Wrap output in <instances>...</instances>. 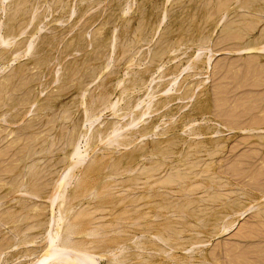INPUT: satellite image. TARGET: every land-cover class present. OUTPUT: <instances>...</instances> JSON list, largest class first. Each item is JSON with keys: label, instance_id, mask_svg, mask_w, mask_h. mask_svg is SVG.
<instances>
[{"label": "rangeland", "instance_id": "1", "mask_svg": "<svg viewBox=\"0 0 264 264\" xmlns=\"http://www.w3.org/2000/svg\"><path fill=\"white\" fill-rule=\"evenodd\" d=\"M15 1L20 0L0 2L2 4H0V90L2 91L0 96L7 95L6 98L0 97V109L2 105H7L5 108L9 107L12 110L11 107L14 106L13 109L17 111L5 112L7 110L5 108L0 110L3 114L7 113L0 114L3 116L0 119V156H3L0 158L2 177V179L0 177V208L2 209L0 210L3 214H0V224L2 222L0 240L7 238V241L1 243L4 245L8 242L9 244L19 242L17 236L13 237L12 233L15 235L13 231L34 228L32 231L41 232V229L48 230L50 226L60 224L53 223L58 219L57 210L59 211L60 208L61 212H65L69 222L74 217L73 214L78 216H75L76 219L79 218L78 223L75 217L73 218L75 220L69 223L63 215L61 219L65 218L66 222L61 220L60 227L76 225V229L73 228L74 233L81 235L74 236L75 239L79 238L76 243L86 244L82 257L83 264H264V53L261 52L264 46V0H22L24 4L22 2L17 4ZM19 4L23 5L22 8ZM245 6L249 9H245ZM13 7L14 10L11 11ZM14 12L21 13L18 15ZM32 16L34 18H31ZM20 28L27 30L24 33L19 32ZM36 38L38 40H35ZM39 39L42 41L40 42ZM28 41L32 43L29 56L24 50L27 45L23 46L25 42L28 44ZM199 43L203 45H198ZM205 44L209 48L205 47ZM126 46L130 48L126 50ZM9 47H12V50H8ZM95 48L102 52L101 55L99 53L98 61L94 55V53L96 56L98 54ZM125 50L128 53L122 54ZM196 50L200 56L196 55ZM193 55H196L194 60H192ZM35 61L39 62L34 63ZM127 61L130 62L129 65ZM142 70H147L144 71L146 74ZM15 71L18 75L24 72L17 77ZM139 71L142 75H139L141 74ZM58 74L60 78L63 75V82ZM5 75L8 76L7 81ZM11 75L15 78H10ZM54 76L55 79L59 78V82ZM133 76L140 78V82H137L139 85L135 88L131 87ZM9 79L14 82L12 87L10 85L13 82L10 80L9 83ZM149 81H152L151 84ZM7 83L10 88L6 87ZM5 87L8 91L10 89L14 91V94L7 92ZM167 87L170 92L164 94L163 88L167 89ZM22 88H24L23 92ZM15 89H21L22 93L18 91V94L22 97ZM144 90H148L151 94ZM101 91L104 94L107 91L106 95L103 94L107 96L106 103L108 102L109 105L117 103L115 114L110 109H105V106H109L108 103L104 106H96L98 101L96 98L103 97ZM144 93L149 95L144 97L146 95ZM12 97L18 98L17 102ZM3 99H6V102L1 103ZM162 101L166 106L153 112L157 105L163 104ZM136 102L143 104L139 103V108L135 109ZM29 103L33 106L31 107ZM29 106L31 108H28ZM49 106H52V110ZM153 106L154 110H152ZM15 107H20L22 112ZM45 107L46 109L49 107V110ZM129 108L133 110L130 111ZM144 108L146 110L143 120L135 127L136 129H133L135 133L132 130H123L121 132L123 138H121L124 141L120 142L121 144L117 141V145L111 143L108 147L106 144L108 139H102L108 125L111 122L124 125L132 120L130 118L135 112L140 114ZM99 110L100 113L97 112ZM8 112L14 119L15 115L20 116L15 121L12 119L10 123L12 116ZM91 112H94V116L99 115L96 116L99 120L94 122L95 125L93 124L90 130L91 142L85 144L86 147L88 146L85 151L87 159H85L81 149L83 146L85 148L83 136L88 129L86 121ZM123 113L126 118H123ZM36 122L38 123L35 124ZM80 125L84 126V130ZM37 127L39 128L36 129ZM70 128L72 132H68ZM81 130L84 131L83 135ZM197 131L198 135H196ZM75 132V136L81 134L80 154L85 160L81 162V166L79 164L80 170L77 167L73 172L71 170V175L68 174L69 168L71 169L69 165L71 159L67 158L71 147L67 148L71 138L74 141ZM57 133L58 135H55ZM59 136L60 138H57ZM99 140H101L100 144H98ZM129 141L135 145L132 146ZM124 143L126 145H123ZM128 143L131 146L127 147ZM113 144L120 148H115ZM49 145L52 146L51 149ZM54 145H57L56 149ZM153 145L157 148L155 149ZM23 146H28L30 151L27 153ZM135 147H139L138 151H140L138 152ZM31 154L32 157L39 156L31 161L34 158L30 157ZM23 156L27 160L22 159ZM22 160H26V164H22L24 163ZM39 163L42 168H44L42 165H45L49 175L45 168L39 170L41 169L38 168ZM20 166L24 168L23 171H20ZM34 168L38 173L41 171L39 176L34 174L35 179L27 175L30 170L33 174ZM45 173L48 179L43 183L41 180L45 178ZM18 176L21 181L18 183L19 186L23 184L26 189L31 188L30 185L33 183L32 188H35V180L41 181V185L38 182L37 188L41 187L42 190L35 188L39 192L34 197L29 196L31 201L25 196L28 194L21 193V196L18 194L20 188L19 186H17L18 190L15 188V182L17 180L19 182V178L13 182ZM64 176L66 178L64 184L69 183L64 186V190L68 191L65 190L66 193L63 191L60 202H56V204L59 202V205L55 203L50 205L49 196L54 187L52 185H55L54 183L60 178L63 180ZM4 181L10 185L8 186ZM184 186L191 191H185ZM5 190L10 193L7 194ZM74 190L77 192L74 193ZM45 195L48 197L46 198ZM26 201L30 205L26 204ZM20 204L22 209L19 208ZM23 204L28 207L24 208ZM55 206L58 207L57 210ZM72 206L74 207L72 212H75L73 214L70 209L73 208ZM67 210H70L69 215ZM21 211L22 213H19ZM81 212L89 215L79 216L82 215ZM119 212L122 214L121 217L125 218H121ZM7 217H10V220ZM13 217L15 219L12 220ZM81 217L83 220L80 219ZM115 217L122 225H119ZM50 218L51 223H49ZM123 219L124 221H121ZM26 223L30 225L24 226ZM44 223H49V227L47 224L43 225ZM52 227L51 230L55 229ZM168 228L170 230H167ZM221 228H226L225 233L223 230L220 231ZM97 231L103 234L99 235ZM117 233L119 236L116 237ZM165 233L169 235L166 236ZM158 234L163 240L157 236ZM90 235L91 237L87 238ZM12 237L15 241H12ZM109 238L113 239V244H110L112 240ZM116 238L121 244L115 242ZM104 240L111 241L104 243L106 248L103 247ZM34 242L39 243L41 239H36ZM117 243L127 248L120 247ZM192 244L194 247L191 246ZM31 245L34 247L36 244ZM24 246L19 245L15 247L17 249L11 247L5 250L4 252L9 254L2 253L0 264H23L26 259L24 255L21 256L26 248ZM92 246L97 248L94 249ZM154 246L161 248L157 249ZM13 248L15 251L11 250ZM112 250L116 251L111 252ZM116 252L120 256L116 255ZM120 252L124 253L120 254ZM111 254L116 256L112 257ZM120 257L125 258L117 263L115 260H122Z\"/></svg>", "mask_w": 264, "mask_h": 264}, {"label": "bare ground", "instance_id": "2", "mask_svg": "<svg viewBox=\"0 0 264 264\" xmlns=\"http://www.w3.org/2000/svg\"><path fill=\"white\" fill-rule=\"evenodd\" d=\"M0 2H1V0H0ZM15 2H16V1H15ZM19 2H22V3H23L22 0H20ZM19 2L17 1L16 3L18 4ZM27 3H29V2H27ZM27 3H26V4H27ZM220 3H221V2H220ZM0 4H1V3H0ZM23 4H24V3H23ZM1 5H2V4H1ZM14 5H15V4H14ZM19 5L21 6V4H19ZM19 5H18V7H19ZM8 6H9V5H8ZM22 6H23V5H22ZM22 6H21V8H22ZM24 6L26 7L27 5H24ZM6 7H7V6H6ZM14 7H15V6H14ZM14 7H13V9L10 8L11 11L14 10ZM245 7H246V6H245ZM15 8H16V7H15ZM5 9H6V8H5ZM10 9H8V10H10ZM241 9H243V7H241ZM245 9H249V8L246 7ZM15 10H16V9H15ZM21 10H22V9H21ZM25 10H26V9H25ZM19 11H20V10H19ZM26 11H28V9H27ZM26 11H24V13H26ZM29 11H30V10H29ZM29 11H28V12H29ZM245 11H246V10H245ZM4 12H5V11H4ZM22 12H23V10H22ZM33 12H34V11H33ZM5 13H6V12H5ZM8 13H9V11H8ZM8 13H7V14H8ZM14 13H17V12H14ZM14 13H13V14H14ZM20 13H21V12H20ZM20 13H19V14H20ZM70 13H71V12H70ZM17 14H18V13H17ZM19 14H18V15H19ZM33 14H34V15H33ZM33 14H32V15L35 16V13H33ZM15 15H16V14H15ZM36 15H37V14H36ZM5 16H6V15H5ZM11 16H12V14H11ZM33 16H32L31 18H34ZM37 17H38V15H37ZM37 17H36V19H37ZM8 18H9V17H8ZM29 20L31 21V19H29ZM37 20H38V19H37ZM37 20H35V22H37ZM38 21H39V20H38ZM32 22H33V19H32ZM32 22H30V23L32 24ZM35 22H34V23H35ZM34 23H33V24H34ZM28 24H29V23H28ZM28 24H27V25H28ZM38 24H40V22H39ZM29 25H30V24H29ZM29 25H28V27H29ZM35 25H36V23H35ZM30 26H31V25H30ZM24 27H25V26H24ZM26 27H27V26H26ZM21 28H22V27H21ZM21 28H20V29H21ZM37 28H38V26H37ZM239 29H240V28H239ZM26 30H27V29H26ZM26 30H25V28H23V29H21L19 32H22V31H23V33H24ZM38 30H39V29H38ZM230 30H231V29H230ZM36 32H37V31H36ZM38 32H39V31H38ZM37 34H38V33H37ZM87 35H88V34H87ZM3 36H4V34H3ZM38 36H39V35H38ZM0 37H1V35H0ZM4 38H5V40H6V37H4ZM31 38H32V36H30V39H31ZM33 38H34V37H33ZM140 38H141V36H140ZM1 39H2V38H1ZM26 40H27V39H26ZM32 40H34V39H32ZM35 40H38V38H36ZM139 40H140V39H139ZM39 41H40V39H39ZM41 41H42V40H41ZM41 41H40V42H41ZM96 41H97V39H96ZM198 41H199V40H198ZM198 41H197L196 43H198ZM203 41H205V40H202V42H203ZM206 41H207V40H206ZM34 42H35V41H33V44H34ZM40 42H39V43H40ZM200 42H201V39H200ZM25 43H26V44H25ZM25 43H24L23 46H25V45H27V46L24 47V50H25V52L27 53L26 55L29 56L28 53L31 51L32 43H31V41H30V42L28 41V44H27V42H25ZM204 43H205V42H204ZM200 44H201V43H199L198 45H200ZM110 45H111V44H110ZM201 45H203V44H201ZM14 46L17 47V45H14ZM14 46H13V49H15ZM23 46H22V47H23ZM38 46L40 47V45H38ZM74 46H75V45H74ZM206 46H207V45L205 44V47H206ZM260 46H261V45H260ZM262 46H263V45H262ZM5 47H6V46H5ZM5 47H4V48H5ZM19 47H20V46H19ZM34 47H35V46H34ZM39 47L37 48V50L39 49ZM94 47H95V46H94ZM94 47H93V49H94ZM198 47H199V46H198ZM205 47H204V48H205ZM256 47H257V46H256ZM6 48H7V47H6ZM6 48H5V49H6ZM11 48H12V47H11ZM11 48L9 47L8 50H10ZM25 48H26V49H25ZM121 48H122V47H121ZM128 48H130V47H128ZM128 48H127V46H126V50H127ZM200 48H202V46H201ZM207 48H209V47L207 46ZM249 48H250V47H249ZM16 49H18V48H16ZM95 49H96V48H95ZM111 49H112V48H111ZM122 49H123V48H122ZM247 49H248V48H247ZM250 49H251V48H250ZM260 49H261V48H260ZM6 50H7V49H6ZM11 50H12V49H11ZM34 50H36V49H34ZM96 50L98 51L99 49L97 48ZM96 50H95V51H96ZM126 50H125V52H122V51H121L122 54H123V53H128V51L126 52ZM198 50H199V48H198ZM20 51H21V50H20ZM97 51H96V53H97ZM123 51H124V50H123ZM160 51H161V50H160ZM172 51H173V50H172ZM196 51H197V50H196ZM258 51H259V50H258ZM25 52H22V54H23V53L25 54ZM93 52H94V51H93ZM121 52H120V53H121ZM129 52H130V51H129ZM261 52L264 53V46H263V48L261 49ZM17 53H18V51H17ZM36 53H37V52H36ZM36 53H35V55H36ZM99 53H100V52L98 51L97 56H96V54L94 53L95 57H97V61L99 60V59H98V57H99ZM101 53H102V52H101ZM101 53H100V55H101ZM108 53H109V52H108ZM195 53H196V52H195ZM195 53H194V54H195ZM15 54H16V52H15ZM30 54H31V53H30ZM32 54H33V53H32ZM200 54H201V53H200ZM19 55H20V54H19ZM124 55H126V54H124ZM196 55H199L198 51H197V54H196ZM196 55H195V56L193 55L192 60H194V58H196ZM20 56H21V55H20ZM120 56H121V55H120ZM120 56H119V57H120ZM199 56H200V55H199ZM26 57H27V56H26ZM32 57H33V56H32ZM102 57L104 58V56H102ZM122 57H123V56H122ZM124 57H125V56H124ZM19 58H20V57H19ZM24 58H25V56H24ZM93 58H94V57H93ZM198 58H199V57L197 56V59H198ZM130 59H131V58H130ZM132 59H133V58H132ZM91 60H93V59H91ZM94 60H96V58H94ZM102 60H103V59H102ZM106 60H107V59H106ZM124 60H125V59H124ZM188 60H189V59H188ZM205 60H206V59H205ZM209 60H210V59H209ZM41 61H42V60H40V63H41ZM108 61H110V58H109ZM130 61H132V60H130ZM197 61H198V60H197ZM206 61L208 62V60H206ZM206 61H205V62H206ZM38 62H39V61H35L34 63H38ZM106 62H107V61H106ZM127 62H129V61H127ZM140 62H141V61H140ZM207 62H206V63H207ZM40 63H39V65H40ZM50 63H51V62H50ZM132 63H133V62H132ZM188 63H189V62H188ZM104 64H105V63H104ZM125 64H126V63H125ZM129 64H130V62L128 63V65H129ZM162 65H163V64H162ZM191 65H192V64H191ZM106 66H107V65H106ZM132 67H133V66H132ZM129 68H130V67H129ZM186 68H187V67H186ZM206 68H207V67H206ZM125 69H126V68H125ZM127 69H128V68H127ZM156 69H157V68H156ZM180 69H181V68H180ZM218 69H219V68H218ZM222 69H223V68H222ZM131 70H132V69H131ZM157 70H158V69H157ZM159 70H160V69H159ZM187 70H189V69H187ZM231 70H232V69H231ZM16 71H17V70H16ZM16 71H15V72H16ZM125 71H126V70H125ZM125 71H124V72H125ZM142 71H143V70H142ZM144 71L147 72V70H144ZM144 71H143V73H144ZM199 71H200V70H199ZM15 72H14V74L16 75L17 72H16V73H15ZM19 72H20V71H19ZM22 72H24V71H22ZM22 72H20V73H22ZM88 72H89V71H88ZM10 73H11V72H10ZM10 73H9V74H10ZM12 73H13V72H12ZM12 73H11V74H12ZM20 73H19V75H21ZM139 73H141V72L139 71ZM139 73H138V74H139ZM179 73H180V72H179ZM14 74H13V75H14ZM23 74H24V73H23ZM144 74H146V73H144ZM7 75H8V74H7ZM19 75L17 74V77H19ZM25 75H26V74H25ZM39 75H41V74H39ZM60 75H61V74H60ZM126 75H127V74H126ZM136 75H137V73H136ZM136 75H134V76H136ZM139 75H142V73L139 74ZM139 75H138V76H139ZM8 76H9V75H8ZM8 76L5 75V77H4V76H3V77L6 78V77H8ZM22 76H23V75H22ZM34 76H35V75H34ZM56 76H57V74H56ZM134 76H133L132 86H131V87H134V88H135V87H137V86L139 85V84L137 85V82H140V78H139L140 76H139V77L137 76L138 78H134ZM3 77H2V78H3ZM23 77H25V76H23ZM26 77H27V76H26ZM38 77H39V76H38ZM38 77H37V78H38ZM58 77H59V74H58ZM62 77H63V75H62ZM62 77H61V78L59 77L60 80L62 79ZM65 77H66V76H65ZM75 77H76V75H75ZM80 77H81V76H80ZM82 77H83V76H82ZM131 77H132V76H131ZM10 78H12V75L10 76ZM14 78H15V77H13L12 79H14ZM59 78H58V79H59ZM63 78H64V77H63ZM12 79H9V83H10V80L13 82ZM16 79H17V78H16ZM16 79H15V80H16ZM18 79H19V78H18ZM20 79H22V78H20ZM25 79H26V78H25ZM39 79H40V78H39ZM54 79H55V76H54ZM56 79H57V78H56ZM56 79H55V80H56ZM58 79H57V80H58ZM70 79H71V78H70ZM72 79H74V77H73ZM138 79H139V80H138ZM141 79H142V77H141ZM221 79H222V78H221ZM1 80H2V79H1ZM55 80H54V81H55ZM80 80H82V79H80ZM84 80H85V79H84ZM152 80H153V79H152ZM155 80H156V79H155ZM6 81H7V78H6ZM63 81H64V79H62V82H63ZM82 81H83V80H82ZM85 81H86V80H85ZM129 81H130V80H129ZM153 81H154V80H153ZM175 81H176V80H175ZM55 82H56V81H55ZM58 82H59V80H58ZM83 82H84V81H83ZM121 82H122V81H121ZM141 82H142V81H141ZM150 82H152V81H149V83H150ZM236 82H237V81H236ZM9 83H7L8 85L6 84V87L9 86ZM142 83H143V82H142ZM173 83H174V82H172V85H173ZM221 83H222V82H221ZM1 84H2V83H1ZM13 84H14V82H13L10 86L12 87ZM29 84H30V83H29ZM59 84H60V83H59ZM80 84H81V83H80ZM83 84H84V83H83ZM150 84H151V83H150ZM168 84H169V83H168ZM170 84H171V83H170ZM223 84H224V83H223ZM227 84H228V83H227ZM3 85H4V84H3ZM26 85H28V84L26 83ZM26 85H25V86H26ZM136 85H137V86H136ZM147 85H148V84H147ZM199 85H200V84H199ZM0 86H1V85H0ZM10 86H9V88H10ZM44 86H45V85H44ZM118 86H119V83H118ZM118 86H117V87H118ZM148 86H150V85H148ZM148 86H147V87H148ZM157 86H158V85H157ZM182 86H183V85H182ZM6 87H5V89H6ZM129 87H130V86H129ZM165 87H166V86H165ZM168 87H169V86H168ZM168 87H167V89H168ZM195 87H196V86H195ZM225 87H226V86H225ZM16 88H17V87H16ZM134 88H133V89H134ZM197 88H198V87H197ZM220 88H221V87H220ZM22 89H23V90H22V92H23V91H24V88H22ZM133 89H132V90H133ZM147 89H148V88H147ZM165 89H166V88H165ZM165 89L163 88V91H162V92H164V94H165V92H167V93L170 92V91H169L170 89H168V91H166L167 89H166V90H165ZM195 89H196V88H195ZM2 90H3V89H2ZM6 90H7V89H6ZM6 90H4V91H6ZM16 90H17V89H15V91H16ZM123 90H124V89L122 88V93H123ZM134 90H135V89H134ZM137 90H138V88H137ZM148 90H149V89H148ZM148 90H147V91L144 90V91H145V92H149ZM153 90H154V89H153ZM153 90H152V94H153ZM0 91H1V90H0ZM9 91H10V93H11V92H12V93L14 92V91H11V89H10ZM9 91L7 90V92H9ZM18 91H20V93H22V92H21V89H19V90L16 91L17 94L19 93ZM103 91H104V90H103ZM130 91H131V90H130ZM1 92H2V91H1ZM101 92H102V91H101ZM106 92H107V91H106ZM106 92H105V94H104V92H102V93H101L102 95H101V94H99V95H101V97H102L103 94L106 95ZM125 92H126V91H125ZM125 92H124V94H125ZM177 92H178V90H177ZM3 93H4V92H3ZM3 93H2V94H3ZM12 93H11V94H12ZM32 93H33V92H32ZM81 93H82V92H81ZM99 93H100V92H99ZM122 93H121V95H122ZM149 93H150V92H149ZM149 93H144V95L146 94L144 97L148 96ZM172 93H173V92H172ZM174 93H175V92H174ZM178 93H179V92H178ZM178 93H177V95H178ZM228 93H229V92H228ZM8 94H9V93H8ZM13 94H14V93H13ZM13 94H12V95H13ZM24 94H25V93H24ZM107 94H108V93H107ZM124 94H123V95H124ZM147 94H148V95H147ZM150 94H151V93H150ZM160 94H161V92H160ZM0 95H1V94H0ZM3 95H4V96H2V97L6 98L5 96H7V95H5V94H3ZM18 95H20V94H18ZM121 95H120V96H121ZM177 95H176V99H177V97H178ZM9 96H11V95L9 94ZM20 96H21V95H20ZM23 96H25V95H23ZM27 96H28V95H27ZM31 96H32V95H31ZM166 96H167V95H166ZM179 96H180V95H179ZM0 97H1V96H0ZM2 97H1V98H2ZM21 97H22V96H21ZM126 97H127V96H126ZM180 97H181V96H180ZM225 97H226V96H225ZM227 97H228V96H227ZM1 98H0V99H1ZM12 98H13V97H12ZM14 98H15V97H14ZM14 98H13V99H14ZM19 98H20V97H19ZM31 98H32V97H30V99H31ZM89 98H90V97H89ZM91 98H92V96H91ZM99 98H100V96H99ZM99 98H96V99H98V101H97V103H96V106H104L105 104L108 103V102L106 103V101H107V100H106V99H107V96H103L102 99H101V98L99 99ZM164 98H165V97H164ZM81 99H82V97H81ZM96 99H94V100H96ZM118 99L120 100V98H118ZM121 99H122V98H121ZM170 99H171V98H170ZM5 100H6V99H5ZM5 100L3 99L1 103L6 102ZM7 100H8V99H7ZM16 100H18V98H17V99L15 98V102H17ZM23 100H24V99H23ZM94 100H93V101H94ZM108 100H109V99H108ZM133 100H134V99H133ZM150 100H152V99H150ZM150 100H149V101H150ZM139 101H141V99H140ZM142 101H143V98H142ZM149 101H148V103H149V105H150V102H149ZM178 101H179V100H178ZM9 102H10V100H9ZM27 102H28V101H27ZM31 102H32V101H31ZM79 102H80V101H79ZM84 102H85V101H84ZM90 102H91V101H90ZM117 102H119V101L117 100ZM137 102H138V101H137ZM137 102L134 104V105H135V106H134L135 109L139 108V106H140L139 103H140V104H143V102H139V103H137ZM164 102H166V101H164ZM45 103H47V102H45ZM85 103H86V102H85ZM119 103H121V102H119ZM132 103H133V102H132ZM148 103H147L146 105H148ZM162 103H163V101H162ZM169 103H170V102H169ZM169 103H167V104H169ZM4 104H5V103H4ZM7 104H8V102H7ZM29 104H31V103H29ZM29 104H28V105H29ZM49 104H50V103H49ZM86 104H87V103H86ZM91 104H92V103H91ZM99 104H100V105H99ZM128 104L131 105L130 103H126V105H128ZM136 104H137V105H136ZM8 105H9V104H8ZM83 105H85V104H82V106H83ZM108 105H109V103H108ZM149 105H148V107H149ZM156 105H157V104H156ZM156 105H154V106H156ZM239 105H240V104H239ZM5 106H7V105H5ZM5 106L2 105V108L4 109ZM26 106H27V105H26ZM26 106H23V107H26ZM32 106H33V104H31V107H32ZM47 106H48V105H47ZM82 106H81V107H82ZM86 106H87V105H86ZM154 106L152 107V110L155 109ZM164 106H166L165 103L157 105V106H156V109H155L153 112H157V111L161 110ZM0 107H1V106H0ZM10 107H11V106H10ZM17 107H18V106H17ZM20 107H21V106H20ZM20 107H19V108H16V107H15V108L19 111V110H21ZM23 107H22V108H23ZM31 107L29 106L28 108H31ZM49 107H50V106H49ZM49 107H48V109H46L47 107H45V109H46V110H49ZM51 107H52V106H51ZM51 107H50V109H51ZM84 107H85V106H84ZM84 107H83V110H84ZM116 107H117V103H114V104H110L108 107L105 106V109H106V108H107V109H110L111 112H113V113L115 114L114 111H115ZM118 107H119V106H118ZM148 107L145 106V108H148ZM247 107H248V106H247ZM2 108H1V109H2ZM11 108H12V110H15V109H13L14 106L11 107ZM87 108H88V107H87ZM97 108H98V107H97ZM145 108H144V110L142 109L143 111H142V113H140V114H139V113L136 114L137 112L134 111V112H135V113H134V116H131V118H130V119H132V120H130V122L127 121L128 123H126V124H124V125H120V124H118V123H112V122H111V124L108 123L109 125H108V127L106 128V130L104 131L105 133L102 135V139H105V140L108 139V141L106 142V144L108 145V147L110 146L109 144H111V143L116 144V143H118V142L120 143V142H123V141H124V139H122V138H123V137H122L123 134H122V136H121V132H123V130H124V131H128V130L130 131V130H132V131L134 132L133 129H134V128H135V127H136V126H137V125L143 120L144 111L146 110ZM149 108H150V107H149ZM230 108H231V107H230ZM232 108H233V107H232ZM1 109H0V110H1ZM5 109H7V110H5ZM5 109H4L5 112L8 111V110H11L9 107H6ZM26 109H27V108H26ZM26 109H25V110H26ZM45 109H42V110H45ZM129 109H130V108H129ZM224 109H225V108H224ZM12 110H11V111H12ZM23 110H24V109H23ZM27 110H30V109H27ZM51 110H52V109H51ZM97 110H98V109H97ZM101 110H103V109H101ZM101 110H99V111H97V112L100 113ZM124 110H125V109H124ZM132 110H133V109L131 108L130 111H132ZM15 111H16V110H15ZM30 111H31V110H30ZM38 111H40V110H38ZM127 111H128V109H127ZM136 111H137V110H136ZM219 111H220V110H219ZM219 111H218V112H219ZM2 112H3V111H2ZM16 112H17V111H16ZM16 112H15V113H16ZM21 112H22V110H21ZM84 112H85V111H84ZM84 112H83V113H84ZM111 112H110V113H111ZM121 112H122V111H121ZM140 112H141V111H140ZM8 113L10 114V116H12L11 121L8 120V121H10V123H12V119L15 121V119H16L17 117L20 116V115L16 116V115L14 114L15 117H16V118L14 119L13 115H11L10 112H8ZM26 113H27V112H26ZM28 113H29V111H28ZM63 113L65 114V113H67V112H63ZM93 113H94V112H91V113H90V115H89L88 118H87V121H86V119H85L84 116L82 117V118H84L85 121L87 122L86 124H88V129L85 130L86 133H84V131H83V130H84V129H83L84 126L82 125V126H83V127H82V126L80 125V126L82 127L81 129H83V130H81V134L84 133V136H83L84 139H83V141H84V140H85V141H84V143L82 142L84 145H85L86 143H88V142L91 140V138H89V135L91 134V131H90V130H92V125L94 124V122H96V121L99 120V117H98V118L96 117V116H99V115L96 114V116H94ZM113 113H112V114H113ZM0 114H3V113L0 112ZM4 114H5V113H4ZM4 114H3V115H4ZM6 114H7V113H6ZM6 114H5V115H6ZM84 114H85V113H84ZM114 114H113V115H114ZM131 114H133V113H131ZM229 114H230V113H229ZM123 115H124V113H123ZM123 115H122V116H123ZM220 115H221V114H220ZM10 116H9V117H10ZM92 116H93L94 118H95V117H96V118L94 119ZM122 116H120V117H122ZM225 116H226V113H225ZM1 117L3 118L2 115L0 116V119H2ZM68 117H69V116H68ZM115 117H116V116H115ZM124 117H125V115L123 116V118H124ZM128 117H129V116H128ZM22 118H23V117H22ZM39 118H40V116H39ZM92 118L94 119V121H93ZM125 118H126V117H125ZM235 118H236V117H235ZM60 119H63V118L60 117ZM84 119H83V120H84ZM97 119H98V120H97ZM116 119H118V118H116ZM232 119H233V118H232ZM57 120H58V119H57ZM83 120H81V121H83ZM222 120H223V119H222ZM230 120H231V119H230ZM5 121H6V120H5ZM120 121H121V120H120ZM236 121H237V120H236ZM1 122H3V121L1 120ZM118 122H119V121H118ZM226 122H227V121H226ZM37 123H38V122H36L35 124H37ZM69 123H71V122H69ZM232 123H233V122H232ZM2 124H3V123H2ZM81 124H84V123L81 122ZM122 124H123V123H122ZM0 125H1V124H0ZM32 125H33V124H32ZM41 125H42V124H41ZM74 125H75V124H74ZM94 125H95V124H94ZM100 125H102V124H100ZM229 125H230V124H229ZM97 126L99 127V125H97ZM39 127H40V126H39ZM39 127H37L36 129H38ZM78 127H79V126H78ZM104 127H105V126H104ZM259 127H260V126H259ZM0 128H1V126H0ZM2 128H3V127H2ZM22 128H24V127H22ZM74 128H75V126H74ZM79 128H80V127H79ZM85 128H87V127H85ZM231 128H232V127H231ZM236 128H237V127H236ZM239 128H240V127H239ZM62 129H63V128H62ZM103 129H104V128H103ZM103 129H101V130H103ZM135 129H136V128H135ZM142 129H143V128H142ZM145 129H146V128H145ZM153 129H154V128H153ZM153 129H152V131H154ZM16 130H19V129H16ZM27 130L29 131L30 129H27ZM32 130H34V129H32ZM78 130H79V129H78ZM96 130H97V129H96ZM155 130H156V129H155ZM262 130H263V129H262ZM28 131H24V132H27V133H28ZM30 131H31V130H30ZM69 131H71V128L68 129V132H69ZM97 131H99V130H97ZM194 131H195V130H194ZM4 132H6V130H5ZM16 132H17V131H16ZM65 132H67V131L65 130ZM65 132H64V134L66 135ZM68 132H67V133H68ZM71 132H72V131H71ZM19 133H20V132H19ZM22 133H23V132H21V134H22ZM27 133H25V134H27ZM124 133H126V132H124ZM128 133H129V132H128ZM131 133H132V132H131ZM134 133H135V132H134ZM134 133H132V134H134ZM192 133H193V132H192ZM192 133H191V134H192ZM195 133H196V132H195ZM195 133H194V135H195ZM198 133H199V132L197 131L196 135H198ZM0 134H1V133H0ZM64 134H62V137H63ZM79 134H80V133H79ZM81 134H80V135H81ZM129 134H130V133H129ZM129 134H127V135H129ZM142 134H144V132H143ZM156 134H157V133H156ZM9 135H10V133L8 134V136H9ZM28 135H29V134H28ZM55 135H58V133L55 134ZM71 135H72V134H71ZM75 135H76V132L74 133V141H72V138H71V140H70L69 147H68L67 145H65V147H66V146L68 147L67 149H69V148L71 147V148H70L71 150H70L69 156L67 157V158H70V159H71V162H69V163H70L69 165H71V169L68 167L69 170H70V171H69L70 173L68 172V174H71V170H72V172H73V170H76L78 167H80V166L82 165L81 162H82V161L84 162V160L87 159V158H85V155L87 154V153L85 154V151H86V148H87L88 146L86 147V145H85V148H84V146H83L82 149H81L82 152H84L83 155H84V158H85V159H83L82 154H80V153H81V152H80V142H79V137H80V135L78 136V134H77L78 137L75 136ZM82 135H83V134H82ZM96 135H97V134H96ZM139 135H140V134H138V136H139ZM2 136H3V135H2ZM5 136H6V134H5ZM8 136H7V137H8ZM23 136H24V134H23ZM29 136H30V135H29ZM42 136H44V135H42ZM60 136H61V135H60ZM60 136L57 137V138H60ZM131 136H132V135H131ZM140 136H141V135H140ZM159 136H160V134H159ZM0 137H1V135H0ZM64 137H65V136H64ZM83 137H82V138H83ZM95 137H96V136H95ZM100 137H101V136H100ZM121 137H122V138H121ZM125 137H127V136H125ZM142 137H144V136H142ZM196 137H197V136H196ZM10 138H11V137H10ZM46 138H47V137H46ZM80 138H81V137H80ZM0 139H1V138H0ZM5 139H6V138H5ZM34 139H35V138H34ZM63 139H64V138H63ZM129 139L131 140V137H130ZM138 139H139V138H138ZM6 140H7V139H6ZM36 140H37V139H36ZM36 140H35V141H36ZM58 140H59V139H58ZM80 140H81V139H80ZM125 140H126V139H125ZM10 141H11V140H10ZM39 141H40V140H39ZM50 141H51V140H50ZM52 141H53V139H52ZM52 141H51V142H52ZM96 141H97V140H96ZM100 141H101V140L98 141V144H100ZM117 141H118V142H117ZM131 141H132V140H131ZM15 142H16V141H15ZM32 142H33V141H32ZM46 142H47V141H46ZM65 142H66V140H65ZM90 142H91V141H90ZM103 142H104V141H103ZM127 142H128V140L126 141V143H127ZM129 142H130V141H129ZM133 142H134V140H133ZM34 143H35V142H34ZM39 143H40V142H39ZM52 143H53V142H52ZM52 143H51V145L53 146V144H55V143H53V144H52ZM56 143H57V142H56ZM58 143H59V142H58ZM61 143H62V141H61ZM63 143H64V141H63ZM101 143H102V142H101ZM131 143H132V142H130V144H131ZM134 143H135V142H134ZM134 143H132V146L135 145ZM257 143H258V142H257ZM19 144H20V143H19ZM19 144L17 145V147L19 146ZM31 144H33V143H30V145H31ZM45 144H46V143H45ZM45 144H44V145H45ZM64 144H65V143H64ZM64 144H63L62 146H64ZM83 144H82V145H83ZM114 144H113V145H114ZM120 144H121V143H120ZM244 144H245V143H244ZM259 144H260V143H259ZM27 145L30 146L29 144H27ZM36 145H37V143H36ZM46 145H47V144H46ZM102 145H105V144H102ZM102 145H101V146H102ZM116 145H117V144H116ZM116 145H114V147H115ZM118 145H119V144H118ZM123 145H126V144L124 143ZM128 145H129V143L127 144V147H128ZM28 146H27V147H24V146H23V148H25V150L27 151V153L30 151V149H29ZM49 146H50V145H49ZM52 146H50V149H51ZM54 146H55V145H54ZM129 146H131V145H129ZM15 147H16V146H15ZM15 147H14V148H15ZM30 147H31V146H30ZM56 147H57V145L54 147V149H56ZM65 147H62V148L65 149ZM103 147H105V146H103ZM114 147H110V148H114ZM121 147H122V146H121ZM124 147L127 148L126 146H124ZM153 147L155 148L154 145H153ZM153 147H152V150L155 151V149H156L157 147H156L155 149H153ZM35 148H37V147H35ZM83 148H84L85 150H83ZM115 148L118 149V148H120V147L117 146V147H115ZM135 148H136L137 151H138L139 147H138V148L135 147ZM135 148H134V149H135ZM15 149H16V148H15ZM37 149H38V148H37ZM44 149H45V148H43V150H44ZM54 149H53V150H54ZM136 149H135V151H136ZM261 149H262V148H261ZM13 150H14V149H13ZM13 150H11V151H13ZM43 150H42V151H43ZM47 150H48V148H47ZM60 150H62V149H60ZM87 150H88V149H87ZM122 150H123V149H122ZM251 150H252V149H251ZM33 151H34V150H33ZM62 151H63V150H62ZM139 151H140V150H139ZM139 151H138V152H139ZM141 151H142V150H141ZM156 151H157V150H156ZM158 151H159V150H158ZM158 151H157V152H158ZM249 151H250V150H249ZM112 152H113V151H112ZM138 152H137V153H138ZM247 152H248V151H247ZM252 152H253V151H252ZM25 153H26V152H25ZM25 153H24V155H25ZM41 153H42V152H41ZM41 153H39V154H40L41 156H43V155H42L43 153H42V154H41ZM51 153H53V152H51ZM67 153H68V152H67ZM131 153H132V152H131ZM135 153H136V152H135ZM32 154H33V152H32ZM32 154H31L30 157H32ZM110 154H112V153H110ZM150 154H151V153H150ZM150 154H149V155H150ZM112 155H113V154H112ZM7 156H8V155H7ZM25 156H26V155H25ZM38 156H39V155H37V157H38ZM2 157H3V156H0V158H2ZM33 157H34V156H33ZM33 157H32V158H33ZM35 157H36V156H35ZM35 157H34V158H35ZM37 157H36V158H37ZM46 157H47V156H46ZM7 158H8V157H7ZM32 158H31V159H32ZM34 158H33L32 160H31V159H28V160H31V161L36 160V158H35V159H34ZM3 159H4V158H3ZM3 159H1L2 162H3ZM22 159H26V158L23 156ZM39 159H40V158H39ZM16 160H17V159H16ZM26 160H27V159H26ZM26 160H22V162H24V163H22V164H26V163H25ZM40 160H42V159H40ZM4 161H5V160H4ZM31 161H30V162H31ZM38 161H39V160H38ZM27 162H28V161H27ZM98 162H99V161H98ZM3 163H4V162H3ZM5 163H6V162H5ZM31 163H32V162H31ZM31 163H30V164H31ZM17 164H18V163H17ZM40 164H41V163H39V167H38V168L41 167ZM79 164H80V166H79ZM90 164H91V163L89 162V165H90ZM7 165H8V164H7ZM20 165H21V164H20ZM34 165H35V164H34ZM192 165H193V164H192ZM10 166H11V165H10ZM23 166H24V165H22V167H23ZM28 166H29V165H28ZM37 166H38V165H37ZM42 166H44L45 169L41 167V169H39V170H42V169L46 170L45 165H42ZM46 166H47V165H46ZM85 166H86V165H85ZM87 166H88V165H87ZM87 166H86V167H87ZM190 166H191V165H190ZM76 167H77V168H76ZM82 167H83V166H82ZM25 168H26V165H25ZM48 168H49V167H48ZM50 168H51V165H50ZM84 168H85V167H84ZM84 168H83V170H84ZM21 169H22V168H21V166H20V171H23L24 168H23L22 170H21ZM26 169L28 170V167H27ZM78 169H79V168H78ZM14 170H15V169H14ZM44 170H43V171H44ZM79 170H80V169H79ZM30 171H31V170H30ZM30 171H29V172H30ZM33 171L36 172L37 170H35V168H34V170H32V172H33ZM43 171H42V172H43ZM46 171L48 172L49 170H46ZM46 171H45V172H46ZM67 171H68V170H67ZM11 172H12V171H11ZM29 172H28V174H27L28 177H30V176H31V177H34V176H36V175H34V174H37V176H39L41 171H40L39 173H38V171H37L36 173L34 172L33 174L30 172L31 175L29 174ZM43 173H44V172H43ZM16 174H17V173H16ZM47 174L49 175V172H48ZM47 174L45 173V175H46V176L44 175L45 178H44L43 180H41L43 183L46 182L45 179H48V178H46V177H48ZM68 174H66V175H68ZM183 174H184V173H183ZM3 175H4V174H3ZM3 175H2V176H3ZM8 175H11V174H8ZM8 175H7V176H8ZM18 175H19V174H18ZM66 175H65V176H66ZM71 175H72V174H71ZM71 175H69V178H70ZM175 175H177V174H175ZM180 175H181V174H180ZM4 176H6V174H5ZM15 176H16V175H15ZM65 176L63 177V180L60 178L61 181H60V180H57V182L54 183L55 185H52V186H54V187H53V190L51 191V194L49 193V194H50V196H49V202H50V205H51V204H54V203L56 204L57 201L60 202L59 199L61 198V195H63L64 192H65V190H67V189L64 190V186L66 187V185L69 184V183H67V182H65L66 185L64 184V179H66ZM171 176H172V175H171ZM171 176H170V177H171ZM173 176H174V175H173ZM177 176H179V173H178ZM0 177H1V175H0ZM10 177H12V176H10ZM13 177H14V176H13ZM21 177H22V173H21ZM26 177H27V176H26ZM41 177H43V175H42ZM66 177H68V176H66ZM109 177H110V176H109ZM17 178H19V182H17V181H18V180H17V181H16L17 183H16L15 180H16ZM22 178H23V177H22ZM36 178H37V177H36ZM1 179H2V177H1ZM24 179H25V178H24ZM24 179H23V180H24ZM29 179H30V178H29ZM34 179H35V177H34ZM34 179H32V180H34ZM168 179H170V178H168ZM173 179H174V178H173ZM175 179H176V178H175ZM3 180H4V179H3ZM9 180H10V178H9ZM21 180H22V179H21ZM32 180H30V181H32ZM54 180H55V179H54ZM165 180H167V179H165ZM165 180H164V181H165ZM12 181H13V180H12ZM24 181H25V180H24ZM35 181H36V183H35V184H36V185H35V188H37V184H39L41 181H40V182H39V180H35ZM35 181H34V182H35ZM167 181H168V180H167ZM173 181H175V180H173ZM4 182L6 183V181H4ZM7 182H8V181H7ZM13 182H15V186H16V187H15V186H14V187L17 189V188H18L17 186H19L18 183H21V181H20V177H19V176L16 177V178L14 179ZM38 182H39V183H38ZM165 182H166V181H165ZM181 182H184V181H181ZM11 183H12V182H11ZM50 183H51V182H50ZM50 183H48L47 185L49 186ZM173 183H174V182H173ZM6 184H8V183H6ZM12 184H13V183H12ZM17 184H18V185H17ZM51 184H53V182H52ZM174 184H176V183H174ZM9 185H10V184H8V186H9ZM40 185H41V183H40ZM83 185H84V184H83ZM30 186L34 187V183H33V185H30ZM38 186H39V185H38ZM42 186H43V185H42ZM45 186H46V184H45ZM80 186H81V185H80ZM0 187H1V186H0ZM5 187H6V186H5ZM32 187L29 188V189H28V188L26 189V187H24V185L21 184V186H19L20 190L18 191V192H19L18 194L21 196V193H23V194L25 193V194H28V195H25V196L28 197V198H29L30 195H33V197H34V195H35L37 192H39L37 189L40 190L41 187H40V188H37V189L32 188ZM81 187H82V186H81ZM83 187H84V186H83ZM188 187H189V186H188ZM3 188H4V187H3ZM9 188H11V186H10ZM19 188H18V189H19ZM50 188H51V185H50ZM258 188H259V187H258ZM18 189H17V190H18ZM69 189H70V187H69ZM184 189H185V186H184ZM11 190H12V189H11ZM30 190H32V191L30 192ZM41 190H42V188H41ZM47 190H48V189H47ZM75 190H76V189H75ZM75 190H74V193L77 192V191H75ZM182 190H183V189H181V192H182ZM189 190L191 191V189H189ZM189 190H187V188L185 189V191H189ZM9 191H10V189H9ZM43 191H45V188H44ZM48 191H49V190H48ZM63 191H64V192H63ZM67 191H68V190H67ZM67 191H66V192H67ZM69 191H70V190H69ZM83 191H84V190H83ZM5 192H6V190H5ZM11 192H13V191H11ZM40 192H42V191H40ZM62 192H63V193H62ZM66 192H65V193H66ZM6 193H7V192H6ZM6 193H5V194H6ZM8 193H10V192H8ZM8 193H7V194H8ZM16 193H17V192L15 191V194H16ZM43 193H44V192H43ZM78 193H80V191H79ZM23 194H22V196H24ZM41 194H42V193H41ZM45 194L47 195V192H45ZM72 194H73V193H72ZM46 195H45V196H46ZM73 195H74V194H73ZM75 195H76V194H75ZM35 196H36V195H35ZM37 196H38V194H37ZM64 196H65V195H64ZM64 196H62V199H63ZM30 197H31V196H30ZM47 197H48V196H46V198H47ZM72 197H73V196H72ZM72 197H71V201H72ZM210 197H211V196H210ZM222 197H223V196H222ZM0 198H1V197H0ZM4 198H5V197H4ZM2 199H3V198H2ZM31 199H32V198H31ZM33 199H34V198H33ZM184 199H185V197H184ZM212 199H213V198H212ZM16 200H17V199H16ZM29 200H30V198H29ZM27 201H28V200H27ZM27 201H26V204H28ZM30 201H31V200H30ZM46 201H47V199H46ZM62 201H63V200H62ZM0 202H1V201H0ZM23 202H24V201H23ZM49 202H48V203H49ZM59 202H58V204H56V205H59ZM72 202H73V201H72ZM72 202H71V203H72ZM2 203H3V202H2ZM19 203H22V202H19ZM29 203H30V202H29ZM0 204H1V203H0ZM26 204H25V205H26ZM31 204H32V203H31ZM60 204H61V203H60ZM62 204H63V203H62ZM21 205H22V204H20V207H19V208L22 207ZM23 205H24V204H23ZM25 205H24V206H25ZM28 205H30V204H28ZM69 205H72V204H69ZM0 206H1V205H0ZM18 206H19V205H18ZM26 207H28V206H25L24 208H26ZM33 207H34V206H33ZM37 207H38V206H37ZM52 207L54 208L53 205H52ZM52 207H51V208H52ZM59 207H60V206H59ZM72 207H73V206H72ZM182 207H183V205H182ZM34 208H36V207H34ZM39 208H40V207H39ZM55 208H56V210H57L58 207L55 206ZM179 208H181V207H179ZM247 208H249V207H247ZM0 209H1V208H0ZM16 209H18V208H16ZM21 209H22V208H21ZM36 209H38V208H36ZM64 209H65V208H64ZM68 209H69V208H68ZM70 209H71V212H72V210H74V207H73V208H70ZM244 209H245V208H244ZM249 209H251V208H249ZM1 210H2V209H1ZM1 210H0V211H1ZM25 210L27 211V209H25ZM247 210H248V209H247ZM3 211H4V210H3ZM39 211H40V209H39ZM61 211H62V209L60 210V208H59V211L57 210V212H58L59 214L57 213V214H58V219H56V220L53 219V221L55 220V221L53 222L54 225H56V223H57V224H58V223L61 224V220H62L61 218H63V215H65L64 217L66 218V214H65V212L63 213V212H61ZM68 211H70V210H67V215H69V214H68ZM241 211H242V210H241ZM5 212H6V210H5ZM23 212H24V211H23ZM29 212H30V211H29ZM79 212H80V211H78V214H79ZM247 212H250V211H247ZM10 213H12V212H10ZM19 213H22V211L19 212ZM24 213H25V212H24ZM30 213H32V212H30ZM34 213L37 214L36 212H34ZM34 213L32 214L33 216H34ZM39 213H40V212H39ZM39 213H38V215H40ZM54 213H55V212H54ZM69 213H70V212H69ZM73 213H75V212L73 211L72 214H73ZM76 213H77V212H76ZM81 213H82V215L80 214L79 216L87 217V214H88V213H87L86 215L83 214V213H85V212H81ZM237 213H239V212H237ZM243 213H244V212H243ZM243 213H241V215H242ZM0 214L3 215V214H2V211L0 212ZM27 214H28V213H27ZM27 214H26V215H27ZM72 214H71V215H72ZM78 214H77V215H78ZM8 215H9V214H8ZM19 215H20V214H18V216H19ZM71 215H70V217H71ZM73 215H74V217L76 216L75 214H73ZM88 215H89V214H88ZM119 215H120V217H121L122 214H120V212H119ZM123 215H124V213H123ZM13 216H14V215H13ZM15 216H16V215H15ZM15 216H14V217H15ZM18 216H17V217H18ZM24 216H25V214H24ZM29 216H30V214H29ZM14 217L11 218V219H12V220L15 219ZM17 217H16V218H17ZM19 217H20V216H19ZM22 217H23V216H22ZM53 217H55V215H54ZM74 217H72L71 220H75L76 217H78V216H76L75 219H73ZM82 217H81L80 219L83 220ZM116 217H117V216H116ZM116 217H115L114 219H116ZM122 217H123V216H122ZM122 217H121V218H122ZM7 218H8V220H10V217H7ZM65 218H64V219H65ZM123 218H125V217H123ZM5 219H6V218H5ZM5 219H2V220H5ZM50 219H51V218H50ZM64 219H63V220H64ZM66 219H67V218H66ZM66 219H65V220H66ZM77 219H78V221H79V218H77ZM77 219H76V221H77ZM84 219H85L86 221L88 220L87 218H84ZM89 219H90V218H89ZM8 220H7V221H8ZM17 220H18V219H17ZM31 220H32V219H31ZM31 220H30V221H31ZM33 220L35 221V219H33ZM36 220H37V219H36ZM39 220H40V218H39ZM42 220H43V219H42ZM63 220H62V221H63ZM65 220H64V222H66ZM67 220H68V219H67ZM71 220H70V222H69V220H68V222L71 223ZM82 220H81V221H82ZM85 220H84V222H85ZM76 221H75V222H76ZM78 221H77V223H78ZM88 221H89V220H88ZM116 221H118V218L116 219ZM121 221H124V219L121 220ZM135 221H136V220H135ZM28 222H29V221H28ZM28 222H27V223H28ZM31 222H33V221H31ZM31 222H30V223H31ZM43 222H44V221H43ZM43 222H42V223H43ZM51 222H52V219H51V221H50L49 223H51ZM55 222H56V223H55ZM64 222H62V224H63ZM118 222H119V221H118ZM133 222H134V221H133ZM136 222H137V221H136ZM4 223H6V222L4 221ZM12 223H13V222L11 221L10 224H12ZM15 223H16V222H15ZM27 223L24 224V226H25V225H26V226H27V225H30V223H29V224H27ZM33 223H34V222H33ZM35 223H36V222H35ZM49 223H48V224H49ZM137 223H138V222H137ZM1 224H2V222H1ZM1 224H0V225H1ZM46 224H47V223H44L43 225L46 226ZM48 224H47V227H49ZM60 224H58V225H56V226H54V227L50 226V228H51V227H52V228H55V229H53V230H51L50 228H49L48 230H47L46 228H45V229H41V227H40V229H41L40 231H41V232H34V231H32L34 228L31 229V228H29L30 226L28 227L29 229H26L25 231H24V230L13 231V232H15V235L12 233L13 237L15 238V237L17 236L16 238H17V239H20L19 242H17L16 244H14V242H12V244H9V242H8V243L3 242V243H5V244L3 245L1 242L4 241V240L7 241V238L4 239V240H3V239L0 240V243H1V244H0V256L2 255V253H5V252H4L5 250L10 249L11 247H14V248H15L16 246H19V245H25V246H24V247H26V248H24L25 251H24L23 253L21 252V253H22L21 256L24 255V256H25L24 258H26V259H25V262H23V264H83L82 257H83V253H84V251H85V248H84V244H85V242H84V244H80V243L77 244V243H76V242L78 241V239H79V238H76V239L74 238V236L77 234V233H76V234L74 233V230L76 229V225H71L70 227H66V226L62 227V225H61V227H60ZM72 224H73V222H72ZM74 224H76V223H74ZM89 224H90V222H89ZM115 224H116V223H115ZM7 225H8V224H6V226H7ZM19 225H21V224H19ZM19 225H18V227H19ZM49 225H50V224H49ZM78 225H79V224H78ZM116 225H117V224H116ZM119 225H122V223L119 222ZM259 225H260V224H259ZM1 226H2V225H1ZM13 226H14V225H13ZM22 226H23V224H22ZM114 226H115V225H114ZM114 226H113L112 228H114ZM123 226H124V225H123ZM247 226H248V225H247ZM3 227H5V225H4ZM3 227H2V228H3ZM18 227H17V229H18ZM42 227H43V226H42ZM78 227H79V226H78ZM80 227H81V226H80ZM83 227H84V226H83ZM118 227H119V226H118ZM8 228H10V226H9ZM13 228H14V227H13ZM15 228H16V226H15ZM73 228H74V230H73ZM121 228H122V227H121ZM127 228H128V227H127ZM219 228H220V227H219ZM226 228L228 229V227H226ZM226 228H224V229H226ZM239 228H240V227H239ZM81 229H82V228H81ZM123 229H124V227H123ZM131 229H132V228H131ZM224 229L221 228V230H220V229H219V230H220V231L223 230V233H225V232H224ZM15 230H16V229H15ZM36 230H37V228H36ZM78 230H80V229H78ZM164 230H165V229H164ZM164 230H163V232H164ZM167 230H170V228H168ZM229 230H230V229H229ZM76 231H77V230H76ZM109 231H110V230H109ZM111 231H112V229H111ZM111 231H110V232H111ZM126 231H127V230H126ZM220 231H219V232H220ZM225 231H226V230H225ZM227 231H228V230H227ZM6 232H7V231H6ZM91 232H92V231H91ZM97 232H98V231H97ZM165 232H166V231H165ZM167 232H168V231H167ZM167 232H166V233H167ZM0 233H1V231H0ZM8 233H9V229H8ZM94 233H95V232H94ZM98 233H99V232H98ZM111 233H113V232H111ZM119 233H121V232H119ZM119 233L116 234V237H117V235H118ZM166 233H165V234H166ZM169 233H170V232H169ZM172 233H173V232H172ZM221 233H222V232H221ZM4 234H5V233H4ZM4 234H3V236H4ZM6 234H7V233H6ZM100 234H101V233H99V235H100ZM102 234H103V232H102ZM102 234H101V235H102ZM105 234H107V233H105ZM125 234H126V233H125ZM161 234H162V233H161ZM170 234H171V233H170ZM78 235H79V237L81 236L80 234H77L76 236L78 237ZM88 235H89V234H88ZM99 235H98V236H99ZM168 235H169V234H168ZM168 235L166 234V236H168ZM175 235H176V234H175ZM247 235H248V234H247ZM0 236H2V235H0ZM7 236H8V235H7ZM10 236H11V235H10ZM76 236H75V237H76ZM84 236H85V235H84ZM86 236H87V235H86ZM118 236H119V235H118ZM120 236H121V235H120ZM122 236H123V235H122ZM154 236H155V235H154ZM157 236L159 237V234H158ZM171 236H172V235H171ZM13 237H12V239H13ZM90 237H91V235H90L89 237H87V238H90ZM92 237H94V236H92ZM4 238H5V237H4ZM84 238H85V237H84ZM111 238H114V239H115V237H111ZM152 238H154V237H152ZM155 238H156V237H155ZM159 238H162V240H163V237L160 236ZM167 238H168V237H167ZM169 238H170V237H169ZM171 238H172V237H171ZM174 238H175V237H174ZM10 239H11V237H10ZM17 239H16V240H17ZM36 239H39V240L41 239V242H39V243L34 242ZM74 239H75L76 241H75ZM92 239H93V238H92ZM109 239H110V238H109ZM175 239H177V238H175ZM175 239H173V240H175ZM247 239H248V238H247ZM250 239H251V238H250ZM253 239H254V238H253ZM110 240H112V243H110V244H113V239H110ZM118 240H120V239L118 238ZM129 240H130V239H129ZM157 240H158V238H157ZM157 240H155V241H157ZM167 240H168V239H167ZM12 241H15V240L13 239ZM74 241H75V242H74ZM89 241H90V239H89ZM105 241H106V240L103 241V245H104V246L102 245L104 248H106V247H105L106 245H105L104 243H109V242H111V241H109V240H108L107 242H105ZM116 241H117V238H116L115 242H116ZM132 241H133V238H132ZM132 241H130V242H132ZM87 242H88V241H87ZM87 242H86V243H87ZM115 242H114V245H115ZM117 242H118V241H117ZM130 242H129V244H130ZM74 243H75V244H74ZM81 243H82V242H81ZM98 243H99V242H98ZM100 243H102V242H100ZM118 243H119V242H118ZM118 243H117V244H118ZM133 243H134V241H133ZM156 243H157V242H156ZM29 244H30V245H31V244H36V245L33 247V245L29 246ZM119 244H121V242H120ZM119 244H118V245H119ZM122 244H123V243H122ZM142 244H143V243H142ZM150 244H151V243H150ZM153 244H154V243H153ZM9 245H11V246H9ZM26 245H28V246H26ZM85 245H86V244H85ZM91 245H92V244H91ZM98 245H99V244H98ZM98 245H97V246H98ZM151 245H152V244H151ZM154 245H155V244H154ZM161 245H162V244H161ZM237 245H238V244H237ZM8 246H9V247H8ZM97 246H95V247L92 246V247L95 249V248H97ZM100 246H101V245H100ZM100 246H99V248H100ZM107 246H108V245H107ZM119 246L122 247L123 245H122V246L119 245ZM124 246H125V245H124ZM124 246H123V247H124ZM158 246H159V245H158ZM162 246H163V245H162ZM191 246H193V244H192ZM22 247H23V246H22ZM103 247H101V248H103ZM109 247L111 248L112 246H109ZM115 247H116V245H115ZM125 247H126V246H125ZM125 247H124V248H125ZM154 247H156L157 249H160V248H161V246H160V248L157 247V246H154ZM164 247H165V246H164ZM166 247H167V246H166ZM193 247H194V246H193ZM14 248L11 249V250H14V251H15V249H17V248H15V249H14ZM90 248H91V247H90ZM93 248H91V249H93ZM99 248H98V249H99ZM110 248H109V250H110ZM113 248H114V247H113ZM126 248H127V247H126ZM191 248H192V247H191ZM191 248H190V249H191ZM94 249H93V250H94ZM98 249H97V250H98ZM117 249H118V246H117ZM122 249H123V248H122ZM105 250H107V249H105ZM20 251H21V249H20ZM98 251H99V250H98ZM100 251L102 252L103 250H100ZM114 251H116V250H114ZM114 251L112 250L111 252H114ZM120 251H121V250H120ZM123 251H124V250H123ZM139 251H141V250H139ZM117 252H118V251H117ZM117 252H116L115 254H116V255H119ZM125 252H126V251H125ZM121 253H124V252H120V254H121ZM5 254H6V253H5ZM7 254H9V253H7ZM7 254H6V255H7ZM107 254H108V253H107ZM112 254H113V253H112ZM112 254H111V256H112ZM115 254H114V255H115ZM125 254H126V253H125ZM19 255H20V254H19ZM114 255H113V256H114ZM116 255H115V256H116ZM113 256H112V257H113ZM115 256H114V257H115ZM119 256H120V255H119ZM22 257H23V256H22ZM22 257H21L20 259H22ZM105 257H106V255H105ZM117 257H118V256H117ZM109 258H110V254H109ZM120 258H122V260H121ZM120 258H119L120 260H115V259H114V260H115L117 263H120V261L122 262V261H123V258H125V257H120ZM10 259H11V258H10ZM0 260H1V259H0ZM108 260H109V259H108ZM124 260H125V259H124ZM126 260H128V259H126ZM4 261H5V260H4ZM109 261H111V260H109ZM2 262H3V261H2ZM4 263H5V262H4ZM16 263H17V262H16ZM113 263H114V261H113ZM10 264H11V263H10ZM130 264H133V263H130Z\"/></svg>", "mask_w": 264, "mask_h": 264}]
</instances>
